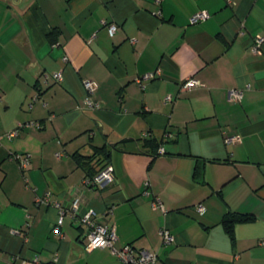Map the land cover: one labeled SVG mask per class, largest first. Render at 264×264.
<instances>
[{"label":"crops","instance_id":"1","mask_svg":"<svg viewBox=\"0 0 264 264\" xmlns=\"http://www.w3.org/2000/svg\"><path fill=\"white\" fill-rule=\"evenodd\" d=\"M200 10L210 15L192 23ZM257 34L264 0H0V264H122L110 247L86 251L71 215L55 233L57 209L37 201L46 195L66 208L78 199V213L114 226L116 248L155 251L153 264H264ZM188 77L201 84L183 89ZM85 79L98 108L83 103ZM105 164L114 180L86 185ZM236 213L251 218L230 234L223 219Z\"/></svg>","mask_w":264,"mask_h":264},{"label":"built area","instance_id":"2","mask_svg":"<svg viewBox=\"0 0 264 264\" xmlns=\"http://www.w3.org/2000/svg\"><path fill=\"white\" fill-rule=\"evenodd\" d=\"M159 1V0H157ZM210 13L206 10H200L195 12L191 18L190 21L192 23L204 20L206 19ZM116 29V26L114 24H111L109 26V32L111 34L114 33ZM253 50L256 52H261V46L262 43H264V35L257 34L254 37L253 40ZM66 59V57H65ZM55 80H61L62 79V71H54L51 73ZM158 73H146L143 76L137 78V81L139 83L142 82V80L147 78H152L156 76ZM48 73L45 74V81L48 78ZM201 84L200 80L196 77H188L185 79L181 87L183 89H191L193 87L199 86ZM83 86L85 89V96L83 99V103L86 108L88 109H94L99 107V102L93 97H91L92 92L96 89L97 83L94 80L85 79L83 81ZM249 86V85H248ZM229 100L232 102H238L242 98V89L241 88H232L229 90L228 93ZM172 97L169 95L167 96V99H171ZM23 124L19 125L17 128L10 130L7 132V136L12 139L15 136H17L19 132V128H21ZM142 136H150V133L148 131L143 132ZM238 135H232L227 136L226 141L227 142H236L239 141ZM165 150L163 147L158 148V153H164ZM14 158H16L19 162V166L21 169H25L29 163V159L27 155L24 154H15L13 155ZM114 180V171L113 167L110 164H106L103 166L99 171L94 173L93 175H90L84 179V183L86 185H89L91 187H103L107 183H110ZM38 202H47L50 203L57 209L58 214L55 220V223L53 225V231L60 236H62V230L61 225L63 223V218L65 215H71L75 221L79 222L80 225L84 228V249L86 251H91L92 249L96 247H110L117 255V257L120 259L122 264H153L157 260V253L155 251H150L148 249H138L136 248L132 243L125 244L124 246L120 248H116L114 246V243L117 239L115 229L113 225H107L103 224L97 221L96 213L93 209H88L84 213H78V206H79V200L73 199L71 201V204L68 208L64 207L61 203L58 201H50L49 195H46L43 198H37ZM153 206H161V201L158 199H155L153 202ZM197 209L200 211L203 209L202 205H197ZM112 207H108L105 211V214H111ZM163 242H171L173 240V236L170 234V232L167 229H163L161 231ZM54 260L58 261V255L55 254ZM7 264H14L12 261H8Z\"/></svg>","mask_w":264,"mask_h":264},{"label":"trees","instance_id":"3","mask_svg":"<svg viewBox=\"0 0 264 264\" xmlns=\"http://www.w3.org/2000/svg\"><path fill=\"white\" fill-rule=\"evenodd\" d=\"M149 137V136H148ZM148 137H146V136H142V138L143 139H147ZM116 144H118V142L117 143H115V146H116ZM161 146V145H160ZM159 146V147H160ZM158 147V148H159ZM161 147H163V146H161ZM100 151H101V148L99 147V148H97L96 149V153L98 154V153H100ZM106 165V164H105ZM104 165V166H105ZM90 175H93V174H90ZM251 218V215H248V214H244V213H240V214H233V215H231V216H227V217H225L224 219H223V223H224V225L227 227V230H228V232L230 233V234H232V231H231V226L235 223V222H239V221H245V220H248V219H250Z\"/></svg>","mask_w":264,"mask_h":264},{"label":"water","instance_id":"4","mask_svg":"<svg viewBox=\"0 0 264 264\" xmlns=\"http://www.w3.org/2000/svg\"><path fill=\"white\" fill-rule=\"evenodd\" d=\"M84 236V235H83Z\"/></svg>","mask_w":264,"mask_h":264}]
</instances>
